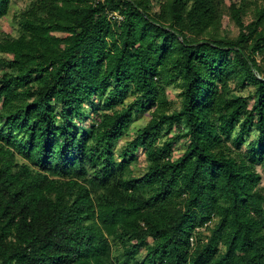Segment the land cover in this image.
Returning <instances> with one entry per match:
<instances>
[{"label": "trees", "instance_id": "1", "mask_svg": "<svg viewBox=\"0 0 264 264\" xmlns=\"http://www.w3.org/2000/svg\"><path fill=\"white\" fill-rule=\"evenodd\" d=\"M17 25L0 264H264V0H34Z\"/></svg>", "mask_w": 264, "mask_h": 264}, {"label": "rangeland", "instance_id": "2", "mask_svg": "<svg viewBox=\"0 0 264 264\" xmlns=\"http://www.w3.org/2000/svg\"><path fill=\"white\" fill-rule=\"evenodd\" d=\"M33 1L34 0H11L8 15L5 18L0 20V31H1V33L9 34L13 37L16 36L17 35V29H18L17 15L19 13L23 12L24 10H26L31 5V3ZM118 19H120V18H118ZM247 21H248V19H247ZM227 23H228L227 20H224L223 27H225L227 25ZM229 29H232L231 30L232 34L236 33V29L233 28L232 25H230ZM178 92H179V90L175 89V88H168L167 89L168 99L172 101L174 109H179V107H180V102H179L180 100L177 97ZM149 119H150V113L146 112L143 114H139L133 120V123L131 124L130 128L126 131L125 136L119 141V143L117 145V149H119L125 142L129 141L135 135V132L139 128L143 127L148 122ZM184 145H186L185 142H180V144H178L176 146L177 151L174 152L175 156L179 155V152L182 150ZM178 149L180 151H178ZM137 156H138V161L133 168L135 170V174L139 175L143 172V170L145 168V161H144V157H143L141 151L137 152ZM256 169L261 175L260 187L264 191V170H262V168H260V167H257ZM202 231L205 234H208L207 231H204V230H202ZM142 256H143V254H141V256H139V258H141Z\"/></svg>", "mask_w": 264, "mask_h": 264}]
</instances>
